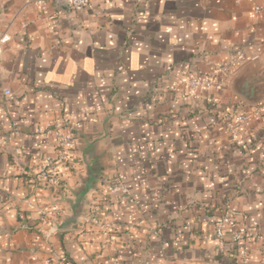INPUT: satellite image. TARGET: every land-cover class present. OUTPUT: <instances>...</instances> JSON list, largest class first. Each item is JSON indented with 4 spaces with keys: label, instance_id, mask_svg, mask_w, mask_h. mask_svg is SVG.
Wrapping results in <instances>:
<instances>
[{
    "label": "crops",
    "instance_id": "0c3cea01",
    "mask_svg": "<svg viewBox=\"0 0 264 264\" xmlns=\"http://www.w3.org/2000/svg\"><path fill=\"white\" fill-rule=\"evenodd\" d=\"M38 2L0 0V264H264V11H252L264 0ZM204 77L222 85L184 86ZM239 114L249 124L232 140ZM55 116L77 136L59 191L13 157L50 155L35 132ZM82 138L97 140L88 157L103 183L87 220L57 231L84 174ZM116 176L135 203L111 199ZM226 207L246 235L221 253Z\"/></svg>",
    "mask_w": 264,
    "mask_h": 264
},
{
    "label": "built area",
    "instance_id": "2783aa9c",
    "mask_svg": "<svg viewBox=\"0 0 264 264\" xmlns=\"http://www.w3.org/2000/svg\"><path fill=\"white\" fill-rule=\"evenodd\" d=\"M37 1L38 0H28ZM72 12H78L84 9L88 0H65ZM255 15L264 11L257 5L252 7ZM8 41L6 35L0 36V55L1 45ZM241 55V54H240ZM222 79L219 78H188L184 86L192 92H196L200 88H220ZM4 95H8L9 91L4 90ZM260 108L254 107L251 112V117H258ZM249 124V116L236 115L231 118L227 125V131L232 140H236L238 129ZM35 134H40L48 138L52 144V153L44 157L38 163H34L29 157L23 146H20L14 156L16 163L21 167L28 166L32 175L34 184L39 188L49 190H62L64 182V173L71 172L76 163L75 154L77 148V136L72 127L66 126L60 116H55L51 123L37 130ZM10 141V138H8ZM108 193L111 199L118 205L133 204L135 201L131 198L130 193L124 185L120 176L114 177L107 183ZM45 213L40 214L44 217ZM213 235L218 250L222 253L226 243L238 244L241 243L246 235V228L237 221L236 212L231 207H226L221 214L216 218L214 223ZM250 237V236H249ZM252 238V236H251ZM253 238L256 236L253 235Z\"/></svg>",
    "mask_w": 264,
    "mask_h": 264
},
{
    "label": "water",
    "instance_id": "95a60500",
    "mask_svg": "<svg viewBox=\"0 0 264 264\" xmlns=\"http://www.w3.org/2000/svg\"><path fill=\"white\" fill-rule=\"evenodd\" d=\"M82 140L78 151L84 164V174L78 178V185L72 193L73 198L67 200V213L61 218L60 224H54L57 231L70 230L80 220H87V209L90 205L89 196L99 184L103 183L99 167L96 166L94 160L88 157L97 140H87L86 138H82Z\"/></svg>",
    "mask_w": 264,
    "mask_h": 264
},
{
    "label": "trees",
    "instance_id": "16d2710c",
    "mask_svg": "<svg viewBox=\"0 0 264 264\" xmlns=\"http://www.w3.org/2000/svg\"><path fill=\"white\" fill-rule=\"evenodd\" d=\"M62 188H63V187H62ZM62 188H61V189H62Z\"/></svg>",
    "mask_w": 264,
    "mask_h": 264
}]
</instances>
